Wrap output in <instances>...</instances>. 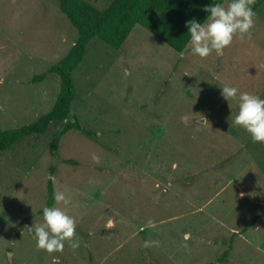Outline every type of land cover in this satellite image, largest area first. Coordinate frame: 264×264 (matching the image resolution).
<instances>
[{
  "label": "rangeland",
  "instance_id": "374dc122",
  "mask_svg": "<svg viewBox=\"0 0 264 264\" xmlns=\"http://www.w3.org/2000/svg\"><path fill=\"white\" fill-rule=\"evenodd\" d=\"M254 12L250 37L205 58L140 26L117 50L92 39L69 118L94 136L68 131L51 157L63 125L51 123L0 152V264H264V216L242 232L264 211V146L231 124L238 105L221 95L227 84L264 98V2ZM76 36L58 0H0V129L50 110L58 77L31 80ZM48 179L69 200L53 206L74 218L76 249L49 253L29 231L44 223Z\"/></svg>",
  "mask_w": 264,
  "mask_h": 264
},
{
  "label": "trees",
  "instance_id": "16d2710c",
  "mask_svg": "<svg viewBox=\"0 0 264 264\" xmlns=\"http://www.w3.org/2000/svg\"><path fill=\"white\" fill-rule=\"evenodd\" d=\"M264 0H255L252 8L256 11ZM223 3V0H111L103 9H98L85 0H58V9L76 30L72 45L67 53L45 72L35 75L32 82H39L48 75L59 79V87L55 101L49 111L37 117L32 123L12 129H0V152L12 148L20 140L44 134L51 123H63L53 135L49 144V154L56 157L62 136L68 131L80 132L86 136L94 133L82 127L77 120L69 118L72 102L77 91L73 81V72L83 61L86 48L92 39L120 49L135 26H140L154 35L161 42L177 53H182L189 44L186 21L196 18L203 21L207 13L205 5ZM264 146V143L256 142ZM69 163V160H62ZM53 167L49 169L52 176ZM54 187L51 179L46 182V199L44 206L38 211L43 215V208L54 205ZM261 214L253 216L249 223L244 224L242 232L250 228ZM232 238L228 247L221 254L220 260L229 256Z\"/></svg>",
  "mask_w": 264,
  "mask_h": 264
},
{
  "label": "clouds",
  "instance_id": "9594fccd",
  "mask_svg": "<svg viewBox=\"0 0 264 264\" xmlns=\"http://www.w3.org/2000/svg\"><path fill=\"white\" fill-rule=\"evenodd\" d=\"M252 3L253 0H229L227 6L221 3L205 5L203 10L207 16L203 21L195 17L186 21L191 53L200 58L208 57L213 51L222 54L234 37H250L256 15L251 7ZM221 89L224 99H234L238 105L231 124L243 128L253 141L264 143V98L227 84ZM93 159L98 160V157L94 156ZM54 200L57 203H69L63 192H55ZM43 218L44 223L29 227L38 248L49 253L59 252L63 250L65 240L73 249L79 246L73 217L59 207L46 206L43 208ZM151 243L159 244L158 241ZM145 246H149L148 241H145Z\"/></svg>",
  "mask_w": 264,
  "mask_h": 264
},
{
  "label": "crops",
  "instance_id": "0c3cea01",
  "mask_svg": "<svg viewBox=\"0 0 264 264\" xmlns=\"http://www.w3.org/2000/svg\"><path fill=\"white\" fill-rule=\"evenodd\" d=\"M73 43V42H72ZM72 43H71V45H72Z\"/></svg>",
  "mask_w": 264,
  "mask_h": 264
}]
</instances>
